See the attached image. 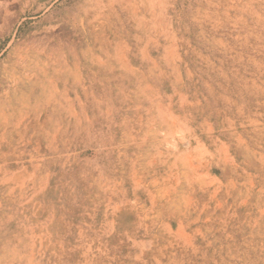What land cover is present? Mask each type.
I'll use <instances>...</instances> for the list:
<instances>
[{
	"label": "rangeland",
	"instance_id": "1",
	"mask_svg": "<svg viewBox=\"0 0 264 264\" xmlns=\"http://www.w3.org/2000/svg\"><path fill=\"white\" fill-rule=\"evenodd\" d=\"M0 264H264V0H0Z\"/></svg>",
	"mask_w": 264,
	"mask_h": 264
}]
</instances>
